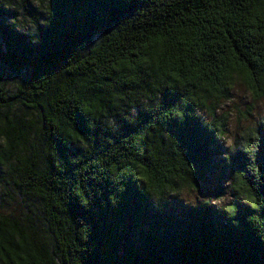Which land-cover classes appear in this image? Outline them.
<instances>
[{
  "label": "trees",
  "instance_id": "16d2710c",
  "mask_svg": "<svg viewBox=\"0 0 264 264\" xmlns=\"http://www.w3.org/2000/svg\"><path fill=\"white\" fill-rule=\"evenodd\" d=\"M10 2L0 264H264V125L228 150L216 116L264 95V0Z\"/></svg>",
  "mask_w": 264,
  "mask_h": 264
},
{
  "label": "rangeland",
  "instance_id": "374dc122",
  "mask_svg": "<svg viewBox=\"0 0 264 264\" xmlns=\"http://www.w3.org/2000/svg\"><path fill=\"white\" fill-rule=\"evenodd\" d=\"M233 82L231 97L229 101L222 103L216 116H226L228 125L226 135L234 139L244 130L257 127L259 124L264 125V95L258 98L253 96L240 77L235 78ZM221 187L224 190V195L219 200L220 203L217 204V207L225 208L235 202V196L231 193L228 180L224 179Z\"/></svg>",
  "mask_w": 264,
  "mask_h": 264
},
{
  "label": "clouds",
  "instance_id": "9594fccd",
  "mask_svg": "<svg viewBox=\"0 0 264 264\" xmlns=\"http://www.w3.org/2000/svg\"><path fill=\"white\" fill-rule=\"evenodd\" d=\"M23 0H12V2H10L8 4V6H6V8L8 9H13L16 11V8L19 6L20 3H22ZM38 2V0H37ZM6 23L12 25L13 24V19L12 18H9ZM42 23H45V21H42ZM33 31H35V29H33ZM39 40V37L38 36H35L33 37V42H37ZM181 122H183V120H180ZM218 139L220 141L223 142L224 146L230 150L233 148V144H234V139L230 136H220L218 137ZM0 145H3L5 148H7V145H8V141H7V137L6 136H3V135H0ZM223 156H224V159L226 161H228L229 163L231 162L230 159H229V151H226L223 153ZM192 181H194V173L192 174V177H191ZM178 183V182H177ZM196 184V183H195ZM193 187V185L191 183L187 184L183 189V193L184 195H177V194H170L168 195L165 199L163 200H168L171 196H176L178 199H181L184 201L185 204L187 205H191L193 207L197 206L199 202H203L204 204H207L206 201H203L199 198H193L190 194H189V189H191ZM150 198L154 201V203L156 204V206L159 208L161 206V201L159 199V197H157L156 199H153L152 196H150ZM220 201H214L212 203V205H216L219 204ZM222 209V208H221Z\"/></svg>",
  "mask_w": 264,
  "mask_h": 264
}]
</instances>
